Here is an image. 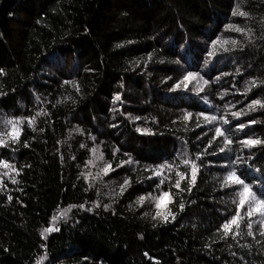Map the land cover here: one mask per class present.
Masks as SVG:
<instances>
[{
    "label": "trees",
    "instance_id": "trees-1",
    "mask_svg": "<svg viewBox=\"0 0 264 264\" xmlns=\"http://www.w3.org/2000/svg\"><path fill=\"white\" fill-rule=\"evenodd\" d=\"M0 70V132L23 129L0 147L17 170L0 167V264H264L258 214L245 206L237 235L218 231L239 203L241 186L221 187L231 160L251 155L232 168L264 193V145L239 143L264 140V107L251 105L264 104V0H0ZM189 71L209 83L173 89ZM185 159L200 165L194 184Z\"/></svg>",
    "mask_w": 264,
    "mask_h": 264
},
{
    "label": "snow or ice",
    "instance_id": "snow-or-ice-1",
    "mask_svg": "<svg viewBox=\"0 0 264 264\" xmlns=\"http://www.w3.org/2000/svg\"><path fill=\"white\" fill-rule=\"evenodd\" d=\"M233 15H240V16H245L247 15L245 12L243 11H233ZM229 27H234V30L237 32H241L243 31V29L239 28V27H235V26H229ZM214 45L217 43V41H213L212 42ZM233 46L235 47L236 45V41H233ZM225 51H228V49H224ZM214 53H209V55H213ZM3 74V70H0V75ZM199 78L200 80H203V84L207 85L209 83V80H206L203 78V76H201L200 73L198 72H194V71H189L186 73V75H184L182 77V80L178 81L175 85H173V89H179L181 87V85H183V89L184 90H188L189 88V84L195 80ZM65 83H68L67 81ZM78 87H77V91H78ZM197 93V95H199L202 91H204L203 87H199L194 89ZM247 91V89H246ZM0 95H3V93H0ZM116 100H119L120 97L119 95H117L115 97ZM208 96L205 95L203 96V100L205 102H208ZM251 105H260L261 107H264V104H261L260 100H252L251 101ZM251 108V106H250ZM252 111H255V108H251ZM40 113H37V115H39ZM242 113L240 112H232V116L235 118H239V116ZM191 113H185L183 116L184 120L189 119V117L191 116ZM198 116H204V119L206 122H211V121H215L217 119V117L212 116V117H208L204 114V112H199L197 113ZM28 120V126L29 127H33L34 124V117H29V118H25ZM138 119V117H137ZM221 120H223L224 124H229V121L227 119H225L224 117H220ZM7 123L9 125H11V128L6 132H0V147H8L9 146V142L11 144H16L19 141V138L22 134L23 129L18 127V125L21 123L20 120H8ZM249 123H255V121H249ZM199 127V124L197 125ZM246 127V125L244 123H240L237 125L238 130H243ZM41 131H43V129H41ZM139 131V129H138ZM216 135L212 138V140H215L217 137L223 136L224 137V145L225 147H220L218 149L219 152H225L226 150H230V145L233 143V140L230 139L227 135H225V133L222 131V129L220 127L216 128ZM199 138V137H198ZM212 140L209 141V144H212ZM240 145L242 147H246V148H253L256 145H264V140H260V139H252V138H247L245 140H241L239 141ZM25 147H27V144H25ZM81 147H83V145H81ZM115 151H119L118 149H116ZM115 151H114V155H115ZM184 155L187 154V150H185V152L183 153ZM97 159H102V155L97 157ZM197 159H199V157H197ZM252 156L249 155L246 159L242 158V157H237L236 159L231 160L230 164L228 165V167L232 170L228 171L224 177V180L221 184V187H231L233 184L234 185H239L241 186V189L237 192V195L239 196V203L236 206V215L232 216L230 220H225V222L223 224H221L220 229H218V231L222 230L223 231V235L226 237L229 235V233H232L233 235H237L238 233L233 232V228H239L240 227V223L239 220H242L244 217L241 215L240 209L243 207H247V211L244 215L248 216V217H252L254 214H258L261 217V222H260V228L264 229V193H260L258 194L257 192L251 190V187L248 183L245 182V180L242 178L243 173H239L237 172L236 169L232 168L233 165H236L238 161L242 162V163H247L248 160H251ZM135 161L132 160L131 157H129L128 161H125L124 163H134ZM182 163L184 165H189L191 163V171H192V183H195V179H196V174L199 171V167L200 165H198L195 161H188L187 159L183 160ZM122 166V165H118ZM0 167H3L5 169H11L12 171H17L15 169V167L6 162L4 159H0ZM151 167V166H149ZM173 165L170 164L169 162L165 161L159 165L155 166V169L153 170V176H160L162 173V170H164L165 168H167L169 171L172 170ZM112 167L110 164H106L105 167L103 168V172L105 175H108V173L110 171H112ZM177 176H179V179L176 181L175 187L177 189L180 188V181L185 179V176L183 173L181 172H177L176 173ZM5 176L8 175L7 172L4 173ZM151 178V177H150ZM12 183H17V181L12 178L11 180ZM130 181L128 179H125L123 184L120 186L121 187V192L120 194L123 195V192L125 190V186L129 185ZM161 183H163V181H161ZM157 187L159 188V185H157ZM151 195V194H150ZM145 197L144 196H140L138 198V202L142 205L145 201ZM157 200L156 203V208L159 210L161 207V204L164 203L165 205L167 203H171V197L169 192H162L160 194L159 197L155 198ZM8 200H12L11 196H8ZM235 202V201H234ZM96 207H99V204L95 205ZM72 207H77L76 205H72L69 206L68 209H63L61 211V213L58 214L59 218H63L67 216L68 211H70V209ZM79 208L83 209L84 205L81 204L78 206ZM104 208L107 210L108 205H104ZM184 205L181 204V211L183 210ZM87 211H92L91 208H88ZM156 215H161V213L159 211H157ZM172 216V213H167V215L163 216V219L167 222L168 221V217ZM58 217H53V220H56ZM173 219L175 218L174 216L172 217ZM153 220L156 219V216L154 215L152 217ZM253 223H255V221L249 220V222L247 223V235L249 237L253 236ZM52 231H58V229L54 228V227H47L44 229V232H52ZM42 237H43V233H41ZM260 235L264 236V231H261ZM44 257H41V260H43ZM37 264H40V261H37Z\"/></svg>",
    "mask_w": 264,
    "mask_h": 264
},
{
    "label": "rangeland",
    "instance_id": "rangeland-1",
    "mask_svg": "<svg viewBox=\"0 0 264 264\" xmlns=\"http://www.w3.org/2000/svg\"><path fill=\"white\" fill-rule=\"evenodd\" d=\"M197 47H199V45Z\"/></svg>",
    "mask_w": 264,
    "mask_h": 264
}]
</instances>
